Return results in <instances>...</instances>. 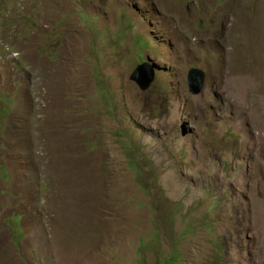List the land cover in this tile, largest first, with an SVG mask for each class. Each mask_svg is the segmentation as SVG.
Wrapping results in <instances>:
<instances>
[{
  "label": "rangeland",
  "instance_id": "rangeland-1",
  "mask_svg": "<svg viewBox=\"0 0 264 264\" xmlns=\"http://www.w3.org/2000/svg\"><path fill=\"white\" fill-rule=\"evenodd\" d=\"M0 264H264V0H0Z\"/></svg>",
  "mask_w": 264,
  "mask_h": 264
},
{
  "label": "water",
  "instance_id": "water-1",
  "mask_svg": "<svg viewBox=\"0 0 264 264\" xmlns=\"http://www.w3.org/2000/svg\"><path fill=\"white\" fill-rule=\"evenodd\" d=\"M131 82H134L140 91L145 90L154 79V70L152 66L147 63H142L131 72L129 78ZM204 75L197 69H190L188 71L187 83L190 94L197 93L200 86L204 82Z\"/></svg>",
  "mask_w": 264,
  "mask_h": 264
},
{
  "label": "trees",
  "instance_id": "trees-1",
  "mask_svg": "<svg viewBox=\"0 0 264 264\" xmlns=\"http://www.w3.org/2000/svg\"><path fill=\"white\" fill-rule=\"evenodd\" d=\"M4 112H5V110H3V114H4ZM127 164H128V166L129 167H133V165H132V160H131V158L127 155ZM134 172H135V179H136V182L139 184V186L140 187H142L143 186V188H144V184H143V182H142V180H141V178H142V176H143V172H139V171H135L134 170ZM160 191H161V193H164V190L163 189H160ZM213 209H215V207L213 208Z\"/></svg>",
  "mask_w": 264,
  "mask_h": 264
},
{
  "label": "bare ground",
  "instance_id": "bare-ground-1",
  "mask_svg": "<svg viewBox=\"0 0 264 264\" xmlns=\"http://www.w3.org/2000/svg\"><path fill=\"white\" fill-rule=\"evenodd\" d=\"M143 63H146V62H143ZM142 64V63H141ZM148 65H150L149 63H147ZM140 65V64H139ZM138 66V65H137ZM150 66H152V65H150ZM153 68V67H152ZM191 69H196V68H191ZM190 70V69H189ZM188 70V71H189ZM198 70V69H197ZM202 72V71H201ZM203 73V72H202ZM187 76H188V72H187V75H186V81H187ZM187 86H188V83H187Z\"/></svg>",
  "mask_w": 264,
  "mask_h": 264
},
{
  "label": "clouds",
  "instance_id": "clouds-1",
  "mask_svg": "<svg viewBox=\"0 0 264 264\" xmlns=\"http://www.w3.org/2000/svg\"><path fill=\"white\" fill-rule=\"evenodd\" d=\"M205 77V76H204ZM231 197V196H230Z\"/></svg>",
  "mask_w": 264,
  "mask_h": 264
}]
</instances>
